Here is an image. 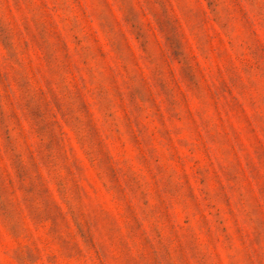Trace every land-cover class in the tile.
Wrapping results in <instances>:
<instances>
[{
	"label": "rangeland",
	"instance_id": "rangeland-1",
	"mask_svg": "<svg viewBox=\"0 0 264 264\" xmlns=\"http://www.w3.org/2000/svg\"><path fill=\"white\" fill-rule=\"evenodd\" d=\"M0 264H264V0H0Z\"/></svg>",
	"mask_w": 264,
	"mask_h": 264
}]
</instances>
